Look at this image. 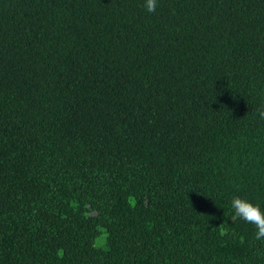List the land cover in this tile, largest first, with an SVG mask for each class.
<instances>
[{"label": "trees", "instance_id": "trees-1", "mask_svg": "<svg viewBox=\"0 0 264 264\" xmlns=\"http://www.w3.org/2000/svg\"><path fill=\"white\" fill-rule=\"evenodd\" d=\"M264 0H0V264H264Z\"/></svg>", "mask_w": 264, "mask_h": 264}, {"label": "clouds", "instance_id": "clouds-1", "mask_svg": "<svg viewBox=\"0 0 264 264\" xmlns=\"http://www.w3.org/2000/svg\"><path fill=\"white\" fill-rule=\"evenodd\" d=\"M157 6L158 0H145V8L148 12H155ZM259 115L264 119V110L260 111ZM232 208L234 209L235 217L256 226V239L264 238V211H261L258 204H252L241 197H234Z\"/></svg>", "mask_w": 264, "mask_h": 264}]
</instances>
